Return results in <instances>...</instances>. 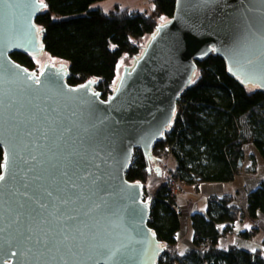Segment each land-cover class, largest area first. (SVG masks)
Instances as JSON below:
<instances>
[{
	"label": "water",
	"instance_id": "water-1",
	"mask_svg": "<svg viewBox=\"0 0 264 264\" xmlns=\"http://www.w3.org/2000/svg\"><path fill=\"white\" fill-rule=\"evenodd\" d=\"M45 8L0 0V264H158L166 247L141 187L125 179L133 152L151 159L209 53L264 91V0H176L106 98L93 80L68 85L56 59L37 74L12 59L43 56L34 21Z\"/></svg>",
	"mask_w": 264,
	"mask_h": 264
},
{
	"label": "trees",
	"instance_id": "trees-1",
	"mask_svg": "<svg viewBox=\"0 0 264 264\" xmlns=\"http://www.w3.org/2000/svg\"><path fill=\"white\" fill-rule=\"evenodd\" d=\"M46 8L34 23L42 46L50 58L60 61L68 71L67 84L76 86L88 80L103 98L114 92L117 66L124 55L140 57L158 25L156 18L173 16L176 0H152L154 11L119 9L103 12L90 9L103 0H42ZM148 36L142 48L138 40ZM141 50L140 54L139 51ZM41 54V55H42ZM11 57L31 73L36 69L33 56L13 52ZM134 64V61H133ZM132 64V65H133ZM196 70L181 93L169 130L158 141L148 159L135 149L125 172L128 183L139 185L142 201L150 210L148 227L157 235L166 252L158 264H264L260 252L250 253L236 247L218 249V226L233 224L245 217L264 214V182L248 192L243 209L230 195L208 199L205 214L190 217L193 248L177 252L176 233L180 219L174 188L176 183L230 182L239 174L245 147L252 144L264 160V91L245 86L229 72L225 60L209 53L196 61ZM4 153L0 148V175ZM172 161L159 186L147 194L145 184L161 161ZM159 173H157L158 176ZM230 231L226 227L224 232ZM256 229L244 232L249 238ZM210 246L205 248V242ZM264 246V240H263Z\"/></svg>",
	"mask_w": 264,
	"mask_h": 264
},
{
	"label": "crops",
	"instance_id": "crops-1",
	"mask_svg": "<svg viewBox=\"0 0 264 264\" xmlns=\"http://www.w3.org/2000/svg\"><path fill=\"white\" fill-rule=\"evenodd\" d=\"M247 148L248 153L245 151L244 157H249V159L245 158V167L251 169L236 175L230 182L200 183L198 185L176 183L175 196L180 219V229L176 233V242L177 252L180 255L193 248L194 235L190 217L196 213L205 214L210 197L230 195L234 197L239 206L245 209L247 193L256 189L261 182H264V178L257 175L260 157L250 146ZM167 162L169 167H173L172 161L168 160ZM161 163H164V161H161ZM226 227L230 228V231L224 232ZM252 229H256L253 236L249 238L241 236L242 233L250 232ZM218 231L221 235L216 246L218 249L227 250L230 247H236L250 253L260 252L264 257V246L262 244L264 240V214L259 213L254 220L245 217L233 224L219 225Z\"/></svg>",
	"mask_w": 264,
	"mask_h": 264
},
{
	"label": "rangeland",
	"instance_id": "rangeland-1",
	"mask_svg": "<svg viewBox=\"0 0 264 264\" xmlns=\"http://www.w3.org/2000/svg\"><path fill=\"white\" fill-rule=\"evenodd\" d=\"M116 7H118L119 9H128L130 11H139L141 13H146L148 15L152 14L154 11V4L152 0H103L97 3H94L93 5L90 6V9H101L103 12H111L114 11L116 9ZM164 17H158L156 18V22L159 20L160 22H164L163 21ZM160 24V23H158ZM144 38V37H143ZM141 38L140 40H138V44L143 45L144 46V42L145 39ZM142 49V48H141ZM140 52V51H139ZM139 55V53L137 54ZM49 57L47 54H43V56L40 58V60H35V64H36V69L40 70V63L41 61H43L45 58ZM51 61H49L50 64H53V61L55 59L50 58ZM133 59V56H129V55H124L122 56V58L120 59L118 66H117V75H119L120 72V66L124 65L125 63L128 62V60ZM251 147V149H253L254 151H256V154L259 156L257 150L255 149V147L251 144L246 146V153H248V148L247 147ZM260 157V156H259ZM248 160L249 157H244L243 161L241 162V165H239V174H241L242 172H247L249 171L251 168L245 167V160ZM161 166V175L162 177L156 176V174L154 172H152L151 174V179L148 181L147 184H145V189L147 190V194L153 192L160 184V182L162 181V178L165 177L166 172H168V162H164L160 164ZM253 166V165H251ZM257 175L260 177L262 176V178H264V160L260 157V161L257 167ZM176 187V186H175ZM175 188H174V192H175Z\"/></svg>",
	"mask_w": 264,
	"mask_h": 264
},
{
	"label": "built area",
	"instance_id": "built-area-1",
	"mask_svg": "<svg viewBox=\"0 0 264 264\" xmlns=\"http://www.w3.org/2000/svg\"><path fill=\"white\" fill-rule=\"evenodd\" d=\"M180 100V99H179ZM179 102V101H178ZM178 104V103H177ZM135 151V150H134ZM133 156H134V152H133ZM133 156H132V158H133ZM205 248H208L209 246H210V243L208 242V241H206L205 242Z\"/></svg>",
	"mask_w": 264,
	"mask_h": 264
},
{
	"label": "snow or ice",
	"instance_id": "snow-or-ice-1",
	"mask_svg": "<svg viewBox=\"0 0 264 264\" xmlns=\"http://www.w3.org/2000/svg\"><path fill=\"white\" fill-rule=\"evenodd\" d=\"M4 179L3 175H0V181H2Z\"/></svg>",
	"mask_w": 264,
	"mask_h": 264
}]
</instances>
